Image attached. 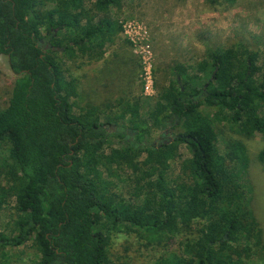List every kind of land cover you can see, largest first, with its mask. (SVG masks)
<instances>
[{"label": "trees", "instance_id": "16d2710c", "mask_svg": "<svg viewBox=\"0 0 264 264\" xmlns=\"http://www.w3.org/2000/svg\"><path fill=\"white\" fill-rule=\"evenodd\" d=\"M125 1L0 0V58L17 76L0 107V215L10 214L0 250L34 242V264H118L106 236L121 226L153 247L184 237L182 256L167 264H251L246 232L254 225L262 233L245 139L264 142L263 55L238 41L193 66L177 64L159 101L138 117L130 102L79 106L71 69L103 59L122 31L112 12ZM130 122L136 142L115 149L105 125ZM219 122L238 138H223L222 149ZM168 127L178 132L174 142L145 141Z\"/></svg>", "mask_w": 264, "mask_h": 264}, {"label": "rangeland", "instance_id": "374dc122", "mask_svg": "<svg viewBox=\"0 0 264 264\" xmlns=\"http://www.w3.org/2000/svg\"><path fill=\"white\" fill-rule=\"evenodd\" d=\"M112 18L122 26V31L107 47L103 59L78 60L71 69L79 79L81 101L78 104L87 109L130 102L131 118L138 117L159 101L161 91L172 79L174 66H193L205 59L209 51L230 47L238 41L261 52L264 60V0H237L232 5H214L207 0H126L112 12ZM130 27L131 34L127 33ZM8 64L7 57L0 58L1 108L8 106L17 79ZM129 124L132 125L130 122L128 127ZM217 128L220 149L225 139H238L224 122H219ZM140 135L142 140V130ZM160 135V130H155L151 132V140L145 134L144 139L158 144ZM245 140L251 159L248 179L252 208L259 226L256 229L262 233L261 238L257 237V231L252 229L254 225L248 227L246 233L251 240L248 250L251 264H264L261 249L264 246V164L258 161L264 142L259 135ZM113 145L118 149L124 144L115 141ZM181 153L184 158L191 156L185 145L181 146ZM5 157L6 154L0 155V168ZM7 215H0V234L9 221ZM184 240L178 236L153 247L121 226L111 229L106 236L107 247L118 264H167L173 255L182 256ZM39 257L40 251L34 242L19 249L0 250L1 264H34ZM230 259L235 264H244L243 260Z\"/></svg>", "mask_w": 264, "mask_h": 264}, {"label": "flooded vegetation", "instance_id": "af4514ba", "mask_svg": "<svg viewBox=\"0 0 264 264\" xmlns=\"http://www.w3.org/2000/svg\"><path fill=\"white\" fill-rule=\"evenodd\" d=\"M105 127L108 128V130L115 135V136L111 135V133L109 134L111 136H114V137H112V140H115L116 142L124 144L126 141H128L127 139L130 136H131V141H130V139H129V141L131 143H135L136 142V137L138 136V134L136 132H134V131L131 132V129L129 127L116 126V125H112V124L105 125ZM120 133H126L128 137L124 138V139H121V138H119L117 136ZM160 133H161V135H160L161 142L159 144V147L162 146L163 144L174 142L179 136L178 134L177 135L175 134V131L171 127H168V128H166L164 130H161ZM144 143H146V142H144Z\"/></svg>", "mask_w": 264, "mask_h": 264}, {"label": "built area", "instance_id": "2783aa9c", "mask_svg": "<svg viewBox=\"0 0 264 264\" xmlns=\"http://www.w3.org/2000/svg\"><path fill=\"white\" fill-rule=\"evenodd\" d=\"M130 30H127V33L131 34V30H133V28H129Z\"/></svg>", "mask_w": 264, "mask_h": 264}, {"label": "water", "instance_id": "95a60500", "mask_svg": "<svg viewBox=\"0 0 264 264\" xmlns=\"http://www.w3.org/2000/svg\"><path fill=\"white\" fill-rule=\"evenodd\" d=\"M49 47V46H48Z\"/></svg>", "mask_w": 264, "mask_h": 264}]
</instances>
